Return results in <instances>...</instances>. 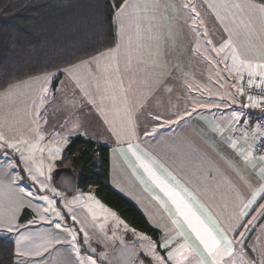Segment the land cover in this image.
<instances>
[{"label": "crops", "instance_id": "obj_1", "mask_svg": "<svg viewBox=\"0 0 264 264\" xmlns=\"http://www.w3.org/2000/svg\"><path fill=\"white\" fill-rule=\"evenodd\" d=\"M116 21L113 49L0 91V155L8 160L0 162V237L13 242L15 264H156L163 239L172 241L174 264H264V158L252 149L254 106L246 100L240 108L232 89L242 77L264 81V7L253 0H125ZM221 41L226 72L217 86L206 78L211 61L197 64L193 46L201 52L202 43ZM45 89L72 97L62 117L71 114L77 127L59 136L109 148L111 187L160 232L153 254L139 253L142 235L109 215L95 188L80 191L81 200L54 193L49 175L58 162L49 169L30 163V175L42 176L47 190L32 184L35 190L23 192L13 157L24 174L28 168L22 155L6 151L28 149L41 134L51 138L52 126L41 130L35 113ZM177 182L196 197L193 203L181 192L195 218L185 219L165 190L180 191ZM24 210L30 216L20 224ZM201 236L219 247L210 252Z\"/></svg>", "mask_w": 264, "mask_h": 264}, {"label": "trees", "instance_id": "obj_2", "mask_svg": "<svg viewBox=\"0 0 264 264\" xmlns=\"http://www.w3.org/2000/svg\"><path fill=\"white\" fill-rule=\"evenodd\" d=\"M125 0H0V91L59 73L117 45L116 11ZM264 7V0H253ZM19 174L24 175L13 157ZM58 167H69L83 192L111 209L132 231L154 242L160 232L109 182V148L82 135L69 137ZM30 214L24 210L23 224ZM73 225L75 223H72ZM11 240L0 237V264H15Z\"/></svg>", "mask_w": 264, "mask_h": 264}, {"label": "rangeland", "instance_id": "obj_3", "mask_svg": "<svg viewBox=\"0 0 264 264\" xmlns=\"http://www.w3.org/2000/svg\"><path fill=\"white\" fill-rule=\"evenodd\" d=\"M204 44V48L203 50H201V52H199L196 48L194 49L193 46V56H194V60L197 64H201L199 62V60L201 59H205V60H210L211 64H212V70H210L212 73H208L206 74V78L208 79V81L210 80L211 82H216L217 86H220L219 81L217 80V78L220 76L221 77V73H225L226 72V67L223 66V64H221V57L223 56V52L227 51L228 47L225 45V43H223L222 41L220 43H202ZM234 78H236V80L238 79V75L235 76ZM188 86V87H187ZM185 87V86H184ZM185 88H188L189 92H191L190 86L189 84L186 85ZM233 89V98L235 103H237L240 108H246L247 106H249V103L246 101V99L244 98V94L238 89ZM213 92L217 91L215 89H211ZM222 90V89H221ZM209 89H207L206 91L204 90L205 93H208ZM69 93H64L62 95L61 92H58L57 95H51V89H47V91L44 92V95L42 96L39 104H38V108L37 110H35L36 118L39 122V127L42 130V128H44V125L46 124L48 126V128H50L52 126V128L50 129L51 131V138L46 139L44 136H40L39 140L35 143V145H33L32 147H29L27 149V146H20L18 149H14V151H10L7 150L6 154H12V155H22L23 159L21 161V164L23 167H27L28 170L27 172L25 171V174L22 175L20 174L19 176H17V181L22 185L23 187V192L25 194H30V190L32 189L35 190V187L38 188V190L40 192H42V194L46 193L47 188L44 187L42 185L43 182V178L42 176L39 175H30V163H33L36 165V160H37V167H42L44 165H46V167L49 168H53L57 162L60 161L62 155H63V151L65 149V146L67 145L68 142V137H63L65 135L59 136L60 133H63L65 130L61 129L64 128L66 130L69 131H74L75 128L77 127V124L75 123V119L72 118L70 115H64L65 113H68L67 110L69 108V106L65 109V105L72 100V97L70 98ZM225 93L223 91H221V95L220 98L222 100H228L227 96H224ZM69 97V98H68ZM66 98L69 99L68 102H66ZM75 99V98H74ZM230 101H226V102H218L216 106H220V104H228ZM41 103V104H40ZM207 105L210 104H214V102L210 103L207 102ZM213 106V105H212ZM60 111L61 116L59 115L57 117V113ZM63 117H62V113ZM85 119H88V117H86ZM40 120V121H39ZM86 121V120H85ZM85 121L82 123H85ZM61 129V130H60ZM68 131V132H69ZM57 137V138H55ZM29 151V152H28ZM9 152V153H8ZM0 162H5L7 163L8 160L5 158L6 156L2 153L0 155ZM45 160L46 162L43 163L42 160ZM12 161V160H11ZM13 164V167H15V171L16 173H19L17 167L14 164V161L11 162ZM23 170V169H22ZM24 172V170H23ZM52 173V171H51ZM17 175V174H16ZM51 175H49L50 178ZM35 187H33V185ZM54 193H56L57 195H60L58 190L54 189L53 190ZM82 190L77 189L75 191V193H71V194H67L70 197V199H77V200H81L82 196H81V192ZM83 192V191H82ZM34 194L36 196H38L37 193ZM66 195V194H65ZM66 197V196H65ZM51 200L53 201L54 198L52 197ZM98 204L101 205V207H104V209H106V211H108L109 215H113L114 219H116V221L118 223H122L123 221L111 210L109 209L107 206H105L104 204H102L99 200H97ZM124 225V224H123ZM139 235H142V239L140 241H138V248L137 250L139 251V253H143V250L145 252L148 253V251H150V254H153V252H155L154 250L152 251L150 247H153L155 249L158 248V245L160 243V245L162 246V251L161 253H159V261L161 259L160 262L156 263V264H161V262H163V264H174V259H169L168 254L171 251L172 253L175 251V248L173 247H168V243H171L172 241L170 239H163L162 241H159V243L154 242L151 238H149V236L141 233V232H137ZM144 239H147L149 242H143ZM167 244V246L165 247L164 245ZM183 261H180V263H182ZM135 264H149V263H143V261H136ZM177 264V261H176ZM185 264V263H184Z\"/></svg>", "mask_w": 264, "mask_h": 264}, {"label": "built area", "instance_id": "obj_4", "mask_svg": "<svg viewBox=\"0 0 264 264\" xmlns=\"http://www.w3.org/2000/svg\"><path fill=\"white\" fill-rule=\"evenodd\" d=\"M239 90L246 100L254 106L252 127L257 133L253 153L264 158V81H250L242 77L238 82Z\"/></svg>", "mask_w": 264, "mask_h": 264}, {"label": "snow or ice", "instance_id": "obj_5", "mask_svg": "<svg viewBox=\"0 0 264 264\" xmlns=\"http://www.w3.org/2000/svg\"><path fill=\"white\" fill-rule=\"evenodd\" d=\"M47 79V78H46ZM45 91H47V89H45ZM176 187L180 189V191L177 192H171L170 190H168L167 188H165L166 191H169V194L171 196H174L176 199L174 200V202L177 203V211L185 217V219H189V216H191L192 218H195V213L191 212V208L189 207V204L185 202L184 198L181 197V192L183 193L184 197H187L188 200L192 201L193 203H196V197L192 194V192H190L186 187H181L179 185V183L177 182ZM202 207V206H201ZM184 210H187L184 211ZM57 227H59V225H57ZM201 242L205 245L206 248L209 249L210 252H213L215 249H217L219 247V244L215 241V239H212V243L211 245H209V242L207 239H205L204 237H200ZM223 242L225 244V251L229 254H231L232 248H231V242L227 239L226 236L222 237ZM165 247L167 246V244L164 245ZM169 259L173 258V253L170 251L168 254ZM159 259V258H158ZM161 264H163V262H161Z\"/></svg>", "mask_w": 264, "mask_h": 264}, {"label": "water", "instance_id": "obj_6", "mask_svg": "<svg viewBox=\"0 0 264 264\" xmlns=\"http://www.w3.org/2000/svg\"><path fill=\"white\" fill-rule=\"evenodd\" d=\"M53 187L65 194L73 193L77 188L76 176L69 167H58L51 173Z\"/></svg>", "mask_w": 264, "mask_h": 264}]
</instances>
